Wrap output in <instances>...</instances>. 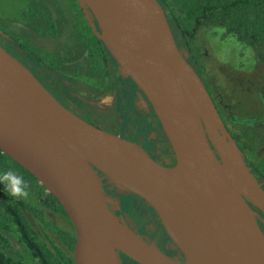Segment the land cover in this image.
<instances>
[{"label": "water", "instance_id": "water-1", "mask_svg": "<svg viewBox=\"0 0 264 264\" xmlns=\"http://www.w3.org/2000/svg\"><path fill=\"white\" fill-rule=\"evenodd\" d=\"M78 2L121 73L152 105L176 162L164 165L141 144L73 113L0 44V149L23 166L14 139L46 156L55 189L29 170L58 198L73 223L75 264H99V252L121 264L120 251L143 264L121 242L160 263L264 264L257 211L264 214V187L204 80L180 50L160 1ZM119 167L133 170L134 188L125 189L156 211L182 260L163 252L111 210L97 171L118 183ZM235 207H243L245 216L232 215Z\"/></svg>", "mask_w": 264, "mask_h": 264}, {"label": "rangeland", "instance_id": "rangeland-1", "mask_svg": "<svg viewBox=\"0 0 264 264\" xmlns=\"http://www.w3.org/2000/svg\"><path fill=\"white\" fill-rule=\"evenodd\" d=\"M45 1L50 5L49 9L45 8L46 4L40 9L42 5L39 4L41 6L38 7L36 0H0V35L6 38L7 35L3 32H9L23 44L38 46L33 51L52 62L54 65L50 68L57 67L59 70L60 76H57L52 87L64 91V99L80 115L89 117L90 121L95 120L99 123L96 126L103 130L141 144L150 154L158 152L157 145L169 140L163 128L152 122L146 114H140L133 100L132 105L123 107L120 104V89L125 90V87L120 86L113 69H103L91 34L82 32V27L78 33L75 24L72 33L66 25L64 29L59 28V31L47 28L42 35L33 29V24L36 26L35 23L40 22L37 18L45 19L47 23L48 10L56 12V1ZM164 1L176 16L182 15V31L176 24L172 27L179 37L187 39L184 53L193 60V63L189 62L206 83L228 130L242 150L246 163L264 187V43L252 45L245 40L244 33L233 31L228 23L203 25L194 33L196 19L185 11L187 0ZM78 4L75 5L83 20ZM51 15L54 14L49 17ZM68 17L71 18L69 12ZM192 32L194 35L191 36ZM55 34L57 38H51ZM55 40L62 43L59 48H55ZM116 66L123 77H129L121 73L117 62ZM167 146L165 144L163 149ZM154 155L152 154L160 163L170 165L168 162L171 157L165 154ZM102 178L109 189L122 194L120 198L113 194L116 199L105 191L111 210L116 215L119 214L110 205L115 203L116 208L120 209L122 206L132 220L140 223L144 221V207L150 205L143 198L137 200L135 196L129 195L133 192L103 173ZM27 191V199L21 197L16 201L13 199V202L21 200L19 211L25 216L23 220L33 233L32 236L39 242L52 264H75L73 252L76 231L67 212L61 206H51L40 201L31 186L27 185ZM122 192L128 194V197ZM0 208L3 209L4 206L0 205ZM120 214L118 217L130 226ZM0 220V250L16 262L40 264L32 256L28 246L19 239L17 223L11 222L12 218L9 217H0ZM71 237L75 238L74 244Z\"/></svg>", "mask_w": 264, "mask_h": 264}, {"label": "flooded vegetation", "instance_id": "flooded-vegetation-1", "mask_svg": "<svg viewBox=\"0 0 264 264\" xmlns=\"http://www.w3.org/2000/svg\"><path fill=\"white\" fill-rule=\"evenodd\" d=\"M55 1H56V6H54V7L56 9V12L54 13L53 11L51 12L50 10H48V12H47V13H49L48 21H47L48 26H47L45 19L41 20V18L36 17L37 19L40 20L39 23H35L36 26H34V24H33V29H35L37 31V34H39V35L44 34L47 28L53 29L55 31H59V28L63 27V29H64L65 25H66V28L69 30V32L72 33L73 32L72 27L74 26V24L76 26V30L78 33H80L82 31V32H86L87 34H91L92 39L94 40L95 45H96V50L98 51V54L101 57L103 69L107 70V71H111V69H113L117 74L116 78H117L118 83L120 84V86L125 87V90L120 89V104L123 107L127 104L132 105L131 101L133 100L132 102L135 103V105L137 106V110L140 114L141 113L146 114V116L148 118H150V120L152 122H154L156 124L158 123L159 125H161L158 117L156 116V113L153 110L152 105L148 102L147 98L144 96V94L139 89V87L136 85V83L133 82L129 77H123L119 73V70L117 69V66H116V61L114 60V57L109 52L105 43L100 38H98V36L94 33V31H93V29L89 23V20L86 16V13H85L84 9L82 8V6L80 5V3L77 2V0H55ZM76 3L77 4L79 3L78 5H79V8H80L81 13H82V19L83 20H81L80 15L78 14V11H77V8L75 5ZM39 4H41L42 6ZM43 4H46V7H45L46 9L50 8V5L47 4L45 0L44 1L43 0H36V5L38 7L41 6L40 9L43 8ZM68 12H69L71 18L68 17ZM89 13H90V16L92 17L94 23L96 24L97 29L99 30V25H98V22L94 16V14L90 10H89ZM50 14H54V15L53 16L51 15V17H49ZM170 26H171V24H170ZM80 28H81V31H80ZM171 28H172V31L174 33L176 42H177L180 50L182 51V53L184 54L186 59L193 63V60L191 59V57L190 58L187 57L184 53L185 46H186L185 42L187 41V39H185L183 36L179 37L177 35L176 29L173 28L172 26H171ZM0 30H2V29H0ZM3 34L7 35V37L5 38L4 36L0 35V44L9 53H11L17 59H19L24 65H26L33 72V74L41 81V83L49 91H51L55 95V97H57V99L64 106H66L73 113L77 114L82 119L93 124L94 126L99 124L95 120L90 121L91 119H89V117L87 118V117H84L83 115H80L79 111L75 110L74 107H72V105L68 104L67 101L64 99V97H63L64 91H62V90L60 91L57 88L52 87V84H55V82H56L57 76L58 75L60 76L59 70L57 67L50 68L54 64L52 62L46 61L47 59L45 56L37 54L35 51H33L34 47H36L38 49L39 48L38 46H33L31 44H28V45L23 44L22 42L18 41L13 36L12 33H9V32L6 33L4 31ZM51 38L56 39L57 35L56 34L52 35ZM54 42H56V40ZM75 42H77V41L75 40ZM57 43H59V44H57ZM61 44L62 43H60V42H56V44H54V46H55V48H59L61 46ZM60 73L63 75H66V73H64L63 71H60ZM140 95L143 96L145 98V100L147 101V103L144 107H141L140 103H138ZM96 127H98V126H96ZM98 128H100V127H98ZM161 144L162 145H160V144L157 145L158 146V152L155 151L152 154L163 155V156L165 154L166 156L171 157V158H169L168 164H170V165L175 164L176 156H175V153H174V150H173V147H172L170 141L164 140L161 142ZM165 144H167L168 146L166 149H163ZM152 154H150V155L152 156ZM155 157H153V158L156 159ZM97 172H98V175L102 179V183H103L105 191L108 194H110L111 196H113V198L117 199L116 196H118L120 198L122 194H119L120 192H117V190H115V189H109L106 185L105 179L102 178V172H100V171H97ZM122 193H123V195L125 194L124 192H122ZM113 194H115L116 196H114ZM125 195L128 197V194H125ZM129 195H131L132 197L135 196V198H137V200L142 199V197H139V195H136L134 193H129ZM110 205H112L114 210H116L117 214L121 213L124 216V218L126 219V221H128L130 226L138 234H140L142 237H144L145 239H147L151 242L158 244L160 249L163 252H165L166 254L173 256V257L180 259V260L184 258V255L181 252V250L169 238L168 234L166 233V231H165V229L161 223V220L159 219V216L157 215L156 211L151 206L146 205V207H144L146 209V210H144V214H143L145 217V220L140 223V222H136V221L132 220L128 216V214L123 211L122 206L120 209H118V208H116L117 205L115 203H111ZM257 211L260 213L261 218H263L264 214L259 209H257ZM261 218L258 221H259V225H260V227L264 233V223L261 221ZM119 256L121 259V264H133L131 261L125 260L120 252H119Z\"/></svg>", "mask_w": 264, "mask_h": 264}, {"label": "trees", "instance_id": "trees-1", "mask_svg": "<svg viewBox=\"0 0 264 264\" xmlns=\"http://www.w3.org/2000/svg\"><path fill=\"white\" fill-rule=\"evenodd\" d=\"M159 1L160 3L163 2L161 4L171 26L176 24L178 29L182 31V15L176 16L168 8L167 2L165 3L164 0ZM193 2L194 1L190 0L185 1V11L195 16L196 23L193 31L194 33L203 25L215 26L216 24L228 23L233 31L239 32L240 34L244 33L245 40H248L252 45H261L264 43V0H197L196 3ZM228 30L230 31V28H228ZM193 32L190 34L191 36L194 35ZM8 170H13L18 175L22 176L25 183L37 192L40 201L48 203L51 206L58 205L64 209L58 198L51 192H47L46 187L29 169L14 161L0 149V174ZM13 199L16 201L17 197L10 195L5 188V184L0 183V205L4 206L3 209L0 208V217L12 218L10 221L17 223L16 231L19 235V239L28 246L32 256L36 258L40 264H52L23 220L25 216L19 211V207L22 204L21 200L13 202ZM71 242L73 244L75 243L74 237H71ZM120 253L125 260H129L133 264H140L133 258L127 256L124 252L120 251ZM0 264L22 263L14 261L10 256L0 250Z\"/></svg>", "mask_w": 264, "mask_h": 264}, {"label": "bare ground", "instance_id": "bare-ground-1", "mask_svg": "<svg viewBox=\"0 0 264 264\" xmlns=\"http://www.w3.org/2000/svg\"><path fill=\"white\" fill-rule=\"evenodd\" d=\"M2 130L10 135L8 133V128L5 125H1ZM14 144L16 147L19 148L21 153L23 154V164L30 169L33 173H35L43 182H45L48 186L49 189H55V184L53 183L52 179L49 177V166L47 162L46 156L38 152L36 150H31L29 147L26 145L22 144L20 141L14 139L13 140ZM133 170L130 168H122L119 167L116 171V178L118 179V184L122 185L125 188L132 189L133 184H132V179H133ZM245 209L243 207H235L232 211L231 214L234 216H240L244 217L245 216ZM113 228H117L115 225L111 224ZM121 248L142 262L143 264H178L176 262H167V263H160L153 258L147 256L146 254H141V253H136L132 248H130L126 242H121L120 243ZM99 264H113L111 260L101 252L98 254V259H97Z\"/></svg>", "mask_w": 264, "mask_h": 264}, {"label": "clouds", "instance_id": "clouds-1", "mask_svg": "<svg viewBox=\"0 0 264 264\" xmlns=\"http://www.w3.org/2000/svg\"><path fill=\"white\" fill-rule=\"evenodd\" d=\"M0 183L5 184L6 190L13 197H22L24 199H27V184L25 183L23 177L18 175L15 171L8 170L0 174Z\"/></svg>", "mask_w": 264, "mask_h": 264}, {"label": "crops", "instance_id": "crops-1", "mask_svg": "<svg viewBox=\"0 0 264 264\" xmlns=\"http://www.w3.org/2000/svg\"><path fill=\"white\" fill-rule=\"evenodd\" d=\"M138 103H140L141 107H144L147 103V101L145 100V98L143 96H139V101Z\"/></svg>", "mask_w": 264, "mask_h": 264}]
</instances>
